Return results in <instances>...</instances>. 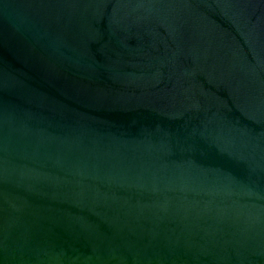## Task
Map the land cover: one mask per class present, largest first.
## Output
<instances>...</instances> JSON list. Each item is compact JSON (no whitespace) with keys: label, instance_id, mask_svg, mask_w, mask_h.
<instances>
[{"label":"water","instance_id":"water-1","mask_svg":"<svg viewBox=\"0 0 264 264\" xmlns=\"http://www.w3.org/2000/svg\"><path fill=\"white\" fill-rule=\"evenodd\" d=\"M0 264H264V0H0Z\"/></svg>","mask_w":264,"mask_h":264}]
</instances>
